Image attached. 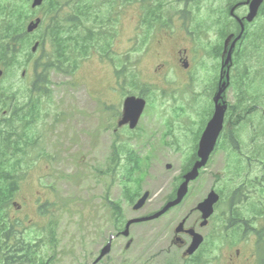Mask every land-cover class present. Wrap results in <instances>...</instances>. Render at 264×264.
I'll list each match as a JSON object with an SVG mask.
<instances>
[{"label":"rangeland","instance_id":"374dc122","mask_svg":"<svg viewBox=\"0 0 264 264\" xmlns=\"http://www.w3.org/2000/svg\"><path fill=\"white\" fill-rule=\"evenodd\" d=\"M206 3L215 4L214 0H203L199 11L195 4L192 20L188 21L192 26L189 33L179 19L183 9L180 1L173 12V21L166 24L164 20L165 25H157L152 37L153 40L162 33H170L175 36L179 47L189 49V55L194 54L196 63L190 82L185 79L184 71L178 68L165 78L155 77L156 42L150 41L144 50L141 43L131 47L143 14L141 5L137 4L123 12L121 38L117 45L121 57L118 60L121 61L117 68L94 56L82 63L73 76L52 73L50 94L41 100V116L32 128L37 137V149L25 157V165L29 167L14 200L17 205L11 213L12 218L24 220L21 233L27 236L26 248L31 249L30 253L40 263H89L88 253L102 243L106 229L111 231L115 227L110 203L120 204L126 219L138 217L161 208L179 186L180 174L188 165L197 139L212 114L205 105L213 106L209 100L216 92L221 64L225 59V55L215 56V48L221 44L217 32L203 35L196 28L197 21L205 16ZM27 13L31 17L25 21L24 29L42 15V10H32L29 2ZM246 13L245 8L238 11L240 16ZM254 30L259 34L264 32V15ZM27 39L35 40V36L29 35ZM31 63L32 60L20 57L11 77L0 82V95L2 91L7 95L13 89L31 87L34 80ZM122 66L125 70L117 76L115 69ZM28 70L30 73L22 76L23 71ZM231 78L232 87L226 93L230 109L223 140L199 178L190 184L183 204L172 210V217L194 213L198 203L212 189H218L223 199L216 208L215 222H225L222 218L230 212L234 191L242 187L251 196L260 180L258 177L264 176V55L262 59L253 61H246L240 55L233 64ZM247 78L253 81L249 87L241 85V81L247 82ZM247 91L253 99H240ZM140 94L147 99V106L138 128L133 134L126 133L125 129L118 131L117 123L122 116L125 98L140 97ZM2 98L0 96V119L5 110ZM249 103L257 106L246 108L252 105ZM231 134L237 149L231 142ZM118 136L121 139L116 140ZM116 143L120 148L131 147L142 162L134 181L127 184L133 196L142 190L151 191L150 200L139 212H134L126 200L123 193L126 187L120 180L125 173L127 153L121 154L122 162L116 174L109 172ZM238 160L243 165L235 171L234 162ZM168 164L171 169L167 168ZM36 198L43 201L41 212L39 210L36 214L31 210L27 213L24 201L32 206ZM249 202L236 208L240 218L253 214L254 203L251 199ZM18 205L24 208L19 209ZM49 226L55 228V243L45 244L50 239L46 237ZM162 228L151 222L134 224L130 236L135 242L125 254V264H182L175 254L162 262L151 259L160 247L166 249L169 246L168 240L159 238ZM243 236L231 233L226 237L223 234L217 241L216 250L221 264H225ZM246 236L252 238L255 253V235ZM205 249L207 254L214 246L209 245ZM248 253L247 249L242 250L241 257ZM194 260L190 264H196L197 259ZM237 264H243V259Z\"/></svg>","mask_w":264,"mask_h":264},{"label":"trees","instance_id":"16d2710c","mask_svg":"<svg viewBox=\"0 0 264 264\" xmlns=\"http://www.w3.org/2000/svg\"><path fill=\"white\" fill-rule=\"evenodd\" d=\"M182 1L180 14L186 21H191L190 13L194 7L200 9L202 0H46L41 7V26L35 32V40H28L24 23L31 16L27 13L30 0H3L0 2V68L4 71L0 82L11 77L12 69L19 63L20 57L32 60L30 70L34 73L31 87L13 89L5 95L2 91L3 110L0 119V264H45L32 256L31 249L26 248L27 236L21 233L22 222L11 216L14 200L22 181L25 179V157L30 149L37 145V137L33 134V123L41 116L40 102L50 94L51 74L57 72L73 76L80 65L97 56L114 67L120 64L121 57L116 48L121 38V25L124 10L135 4L142 8V28L148 41L152 30L157 25L170 24L173 12ZM207 1V0H204ZM215 4H205V16L197 21L199 33L208 35L215 31L221 44L215 48L217 56H222V41L230 34H238L240 27L229 16V9L236 0H214ZM196 4V5H195ZM173 10V11H172ZM172 11V12H171ZM256 24H246V32L241 47L236 52L235 62L240 55L246 61L259 60L264 55V32L254 30ZM191 25L187 28L191 30ZM34 42H39L36 54L30 51ZM126 60L128 58L126 57ZM26 64V63H25ZM241 85L251 86L253 81L247 78ZM251 96V98H248ZM240 99L250 101L253 96L249 91ZM242 100H239L242 102ZM247 107L257 106L254 103ZM238 102L236 108L238 107ZM238 147V146H237ZM119 153L114 154V161L109 169L115 172ZM196 159V157H195ZM249 159V158H248ZM194 161V160H193ZM249 161V160H248ZM138 155L128 154L123 178L126 180V200L133 202L139 192L133 196L127 188L134 174L141 170ZM247 163V162H246ZM262 163V162H261ZM191 165V164H190ZM189 165V167H190ZM243 162H234L238 171ZM248 165V163H247ZM189 167L186 169L188 170ZM185 170V171H186ZM255 190L253 214L250 222L256 224L254 235L259 259H264V176L261 175ZM261 179L263 181L261 182ZM239 193V192H238ZM240 194V193H239ZM242 198L236 201L240 203ZM114 223L119 227L122 221L120 204H112ZM47 243H55V228L49 226Z\"/></svg>","mask_w":264,"mask_h":264},{"label":"flooded vegetation","instance_id":"af4514ba","mask_svg":"<svg viewBox=\"0 0 264 264\" xmlns=\"http://www.w3.org/2000/svg\"><path fill=\"white\" fill-rule=\"evenodd\" d=\"M244 2L245 0H241V2ZM246 11L248 10V7H245ZM239 10V9H238ZM244 15H241L240 17H244ZM140 24V21L138 25ZM155 39V38H154ZM152 40L153 42H156L155 50L158 51L156 64L154 65L155 69V77H158L160 79L165 78L168 76V73L171 71H175V69H181L184 71L183 75L185 79L190 82L191 79H193V73L195 68V56L193 53L189 55V49L179 47L175 36H173L170 33H162L157 37L155 40ZM229 48V46H228ZM227 48V51H228ZM231 71L230 74V81H231ZM221 78H223L224 81L227 80L226 76V70H224L222 75V65L220 69L219 74V80L217 84V89L215 94L213 95V98L209 100V102L213 103V106H209L206 104L205 106H208V109L212 110L211 117L213 116L214 110H215V96L220 88V81ZM226 93L224 92L222 99L219 101V105L223 106L225 109V126H226V120L229 115V109L230 106L228 104V101L226 99ZM191 102L195 103V100H191ZM210 117V119H211ZM223 134L218 140V148L220 146L221 141L223 140ZM231 142L234 145V136L231 134L230 136ZM232 145V146H233ZM125 146V145H124ZM128 151H133L131 147L125 146ZM232 148L235 149L233 146ZM194 152L197 153L198 147H194ZM184 176V175H183ZM182 176V177H183ZM183 181V180H182ZM220 196H222V193L220 190H216ZM177 191L175 192V195L173 197L168 198L162 205L161 208H159L156 211H153L151 213L143 214L140 217H151L152 215H155L157 212H159L168 202L174 200L176 198ZM140 197H138L139 199ZM42 199L36 198L34 200V205H29L28 201H24V205H27V213H29L31 210H33L36 214L39 213V210L43 207L42 206ZM183 204V203H181ZM180 204V205H181ZM178 207V206H177ZM174 207L170 210H168L166 213H164L162 216L147 221L146 223H153L157 226H162L163 228L162 233L158 234L160 239H166L169 242L168 248H159L158 251H155L154 257L151 259L158 260L160 259L161 262L171 256L172 254L177 255L178 259L182 261V264H190L193 262V260L197 259L196 264H221L220 261V255L218 251L216 250V243L220 240L221 236L223 234L226 235V237L231 233H239L244 235L242 239L239 241L237 246L233 248L231 253L228 255L225 264H237L241 259H243V264H260L258 256L256 253H253V247L254 243L252 242V238H248L249 236H246V233L249 229L246 227V223L243 219H241L234 210H231L227 215H225V218L227 216H234L236 226H228V221L224 220L225 222H222L224 226H222V223L220 221L215 222L216 216L212 217L208 220V223L206 225L202 226V223H204V220L202 219V214L199 211H195L191 214H184L179 217H172L170 216L172 213V210L177 208ZM19 209L24 208L23 205H18ZM26 210V208H25ZM41 212V210H40ZM137 212V211H136ZM132 218H129L126 220L124 226L120 228H113L111 231H108L106 229L105 231V239L102 241L101 244L95 245L90 253H88V259H90V262L87 264H125L124 257L125 254L129 249L124 250V244L126 245V240L128 242V239H126L122 232L124 231L126 223ZM214 222V226L212 227L211 224ZM180 224H183L180 226ZM210 228V229H208ZM188 230H194L197 233L201 234L204 238L203 244L199 247V249L193 254L189 255L187 254V250L189 249L191 243L194 240V236L187 232ZM109 235V236H108ZM249 239V240H248ZM111 240V249L110 252L100 261H97L99 256L101 255L102 250L104 247L110 242ZM134 239L132 240V245H134ZM209 245H213L214 249L206 254V247ZM58 246V245H57ZM88 246H92V244H88ZM247 249L249 252L246 254L244 258H242V250ZM170 254V255H169ZM32 256H34L32 254ZM150 259V260H151ZM194 260V261H195ZM97 261V262H96ZM264 264V260L263 263Z\"/></svg>","mask_w":264,"mask_h":264},{"label":"water","instance_id":"95a60500","mask_svg":"<svg viewBox=\"0 0 264 264\" xmlns=\"http://www.w3.org/2000/svg\"><path fill=\"white\" fill-rule=\"evenodd\" d=\"M43 2H44V0H33L32 7L37 8V7L41 6L43 4ZM246 3L249 5L250 11H249V14L245 17V20L247 22H253L254 19L256 18V16L258 15V11H259L260 6L262 4V0H247ZM236 7H234L232 9V11H231L232 15H234ZM238 21L240 23L241 32L233 40L231 47H230V50H229L228 55H227V59L225 60V63L223 66V68L225 66H228V70L230 67L229 65L232 63L233 50L236 47L237 42L243 37V34L245 32V25H244L243 20L238 18ZM39 24H40V19H36L35 21H32L27 26V32L28 33L33 32L34 30H36L39 27ZM228 41L229 40L226 41L225 45L228 44ZM37 48H38V44H35L32 48V51L36 52ZM2 75H3V72L0 70V78ZM228 79H229V76H228ZM225 89H226V86L223 85L222 88L220 89V91L218 92L217 96H216L215 114H214L213 118L210 120V122L208 123L204 133L202 134L200 142H199V149H198L199 160L194 164L191 171H189L185 175V181L182 183V185L180 186V188L178 190L177 198L174 201L168 203L162 211H160L159 213H157L156 215H154L152 217L138 218V219L130 220L126 225L125 231L123 232L124 236L128 237L130 235L131 225H133L135 223L145 222V221H149V220H153L155 218H158L162 214H164L168 209H170V208L178 205L179 203H181V201L184 199V197L186 196V194L188 192L189 183L191 181H194L195 179H197L199 176L200 170L207 165L209 158H210L211 154L213 153V151L216 147L219 135L223 129L224 110L222 107L219 106L218 103H219L221 95ZM145 106H146V101L144 99L136 98V97L127 98L125 101V104H124V116H123L122 120L120 121L119 125H124V124L129 123L131 129L136 128V126L139 122V119H140V117H141V115L145 109ZM170 167L171 166H168V168H170ZM148 198H149V192H146L143 195V197L135 204L134 210H140L141 208H143L146 201L148 200ZM219 199H220L219 195L215 191H212L208 195V197L198 205V210H200L202 212L203 219L205 220V222L202 224V226L206 225V223H207L206 221L213 215L214 207L218 203ZM189 233L194 236V240H193L191 246L189 247L187 253L192 255L193 253L196 252V250L203 243V237L193 230L189 231ZM130 245H131V241L128 242L126 247L129 248ZM109 251H110V243L103 249L102 254H101L100 258L98 259V261L101 260L105 255H107L109 253Z\"/></svg>","mask_w":264,"mask_h":264}]
</instances>
